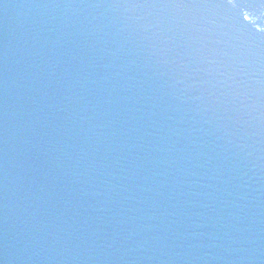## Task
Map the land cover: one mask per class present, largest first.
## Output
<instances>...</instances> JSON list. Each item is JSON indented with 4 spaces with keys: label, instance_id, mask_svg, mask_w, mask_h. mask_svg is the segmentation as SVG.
Wrapping results in <instances>:
<instances>
[{
    "label": "water",
    "instance_id": "obj_1",
    "mask_svg": "<svg viewBox=\"0 0 264 264\" xmlns=\"http://www.w3.org/2000/svg\"><path fill=\"white\" fill-rule=\"evenodd\" d=\"M0 264H264V0H0Z\"/></svg>",
    "mask_w": 264,
    "mask_h": 264
}]
</instances>
